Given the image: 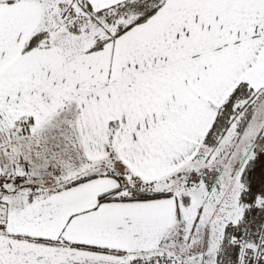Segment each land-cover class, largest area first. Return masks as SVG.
<instances>
[{"label": "snow or ice", "instance_id": "snow-or-ice-1", "mask_svg": "<svg viewBox=\"0 0 264 264\" xmlns=\"http://www.w3.org/2000/svg\"><path fill=\"white\" fill-rule=\"evenodd\" d=\"M0 264H264V0H0Z\"/></svg>", "mask_w": 264, "mask_h": 264}]
</instances>
